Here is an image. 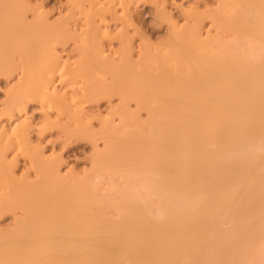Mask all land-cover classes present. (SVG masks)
<instances>
[{"label":"bare ground","instance_id":"bare-ground-1","mask_svg":"<svg viewBox=\"0 0 264 264\" xmlns=\"http://www.w3.org/2000/svg\"><path fill=\"white\" fill-rule=\"evenodd\" d=\"M29 1L0 0V75L21 73L1 129L0 218L11 214L14 223L0 227V264H264L255 233L247 235L255 252L248 239L240 254L236 247L243 223L264 214V152L249 151L264 148V0H219L181 28L163 7L166 44L138 53L125 37L109 52L102 23L133 0H70L56 22ZM72 21L85 27L79 41ZM74 39L75 68L57 50ZM58 73L57 82L80 84L92 100L120 103L96 129L57 91ZM31 100L67 142L92 143L89 171L65 174L63 160L30 148L28 173L18 175L8 144L34 129L28 113L12 118ZM54 108L75 126L54 122Z\"/></svg>","mask_w":264,"mask_h":264},{"label":"rangeland","instance_id":"rangeland-1","mask_svg":"<svg viewBox=\"0 0 264 264\" xmlns=\"http://www.w3.org/2000/svg\"><path fill=\"white\" fill-rule=\"evenodd\" d=\"M31 1H33V2H31ZM133 1L131 2L132 4H131V8H130L129 12L124 11L122 9V6L118 5L117 6V9H118L117 13H119V14L116 13V16H114V17H113V15L112 16L107 15V18H105L106 21L102 22L103 25L104 24L109 25V26H103L101 24L104 27V30L107 27L109 28V29L108 28L106 29V31H105L106 35L104 36L105 45H107L106 49L108 48V51L110 50L111 52H113V51L119 52L121 50V43H120V39H119L121 37H125L128 39L130 38L129 40H132L133 45H135L134 46L135 47L134 52H137V51L139 52L141 47H149L150 46L152 48L153 47L154 48H159V47L162 48V46H164L166 44V41H167L169 34H170V23L166 19L165 15L162 12L163 7L167 8L170 15L173 17V20L176 19L174 21L176 24L180 23L178 25V27L181 28L187 24V18L189 17V15H193V14L208 15V13H210L211 11L217 10L218 6H219V0H155V1L154 0H135L134 2ZM29 2H31V4H34V5L35 4L40 5V6L42 5L43 9H46L45 11L48 12L50 18L52 19L51 20L52 22L53 21L56 22V20L59 21V19L62 16L66 15L65 11L68 13L67 10L70 7V3H71L70 0H30ZM188 2L192 3L191 5H193L195 7V8L193 7L194 9L192 7L189 9L190 14L187 11V9L189 8V4H190ZM171 4H172V6H171ZM34 5H32V6H34ZM172 14H174V16ZM29 16H32V12L29 13ZM29 19H32V17ZM116 19H118V20H116ZM177 20H178V22H177ZM72 23H71V25H72L73 29L74 30L77 29V31L79 30L78 31L79 34H78V32H76L78 35H80L77 38L78 41L80 39H83L82 35H84L85 27L82 28V26H80L81 23H83V22H80L79 25H77V23L74 21H72ZM73 25H75V26H73ZM205 29H206L205 31L211 30L212 32H214L212 34H215V31H213L214 28L209 23V20H206ZM129 33H130V36H129ZM103 34H105V33H103ZM118 35H119V37H118ZM80 37H82V38H80ZM79 44L80 43H77L76 39L70 40L69 42L64 43V44L63 43L58 44L57 50H58V52H60V55H62V57H63V59H61L60 62H63V64H64L65 62L68 61V62L72 63V65L75 64L72 66L73 68H75L76 62L79 61L78 49H77V46ZM136 49H137V51H135ZM137 53H135V54L137 55ZM20 61H21V59L19 60V58L14 60V62H16V63H20ZM19 72L20 71H18V70H14L13 72L9 73L10 75L9 74H1L0 75V139L1 140H2V130H1L2 124L6 123V125H8L7 120L9 119V115H8L9 112H7V110H8L7 105H9V102L11 100V94L13 92V88L17 87L18 84L20 83V78H21L20 74L21 73L19 74ZM59 73L56 74L55 76H53V81H55L57 83L55 85L59 84L58 87H60V88H58L56 86L58 89V90L57 89L56 90L59 92V89H60V92L63 94V95L61 94V96H65L68 98L69 103L71 105L70 106L71 110H73L72 113L74 112V114H75L76 113L75 110H77V111L81 110L83 112L84 116H86L84 118H86V119L88 118L87 122L90 123V121H91L90 124H92L93 126L94 125L96 126V127L94 126V128H96V129L99 128L100 121L102 119H105L106 117L109 118L110 113L113 111L112 107L115 106L116 104L120 103V102H118L119 101L118 97L117 98L114 97L112 99H103V100L101 99L99 101L92 100L89 97L90 95L88 96V94H85L83 92L84 90H82V89L79 90V88H82L79 86L80 84L77 85L78 89H76L77 87L72 88V87H75L76 85L75 86L73 85L71 87H70V85H67V87H66L62 81H60V83L57 82L59 77L56 78V76H59ZM54 77L56 79H54ZM63 86H65L66 88H64ZM10 89L12 90V92ZM75 89H76V91H75ZM9 92H10V94H9ZM81 94H82V96H81ZM79 99L82 101L85 100L83 102L81 101L82 105L84 104L83 107H82V105H80L81 102ZM70 101H72V102H70ZM39 102L40 101H35V100L32 101L31 100L26 104L27 108H25V111L19 112L18 110H16L17 113L16 112L13 113L14 116L12 119H14L13 121L18 120L17 122H21L24 118V117L22 118V116H24L26 113H28L27 116L30 117L31 121L33 122L32 130L34 129L33 130L34 132L32 131V133L30 134V139L28 141H16L15 140L13 142V144H8L9 145L8 146V152H9L8 156L10 157V158L8 157V160L13 159V160H11V162L14 161L17 164V169L18 170L21 169L19 172L17 170V172L19 173L18 175L28 173L29 167H27V166H29V161H28L24 151H26L27 149L29 150L30 148H33V149L36 148V149H39L43 152L45 151L44 154H46L48 157H51V158L54 157V158H58L60 160H63L62 161V163H63L62 169L63 170L65 169L63 172L65 174L70 173V172L85 173V171L86 172L89 171L91 168V165H92V157H93V153H94V146L92 145V143H90L88 140H86L84 138H74V139H71L67 142L66 141L67 138L63 136L64 134L62 133V131L60 129L55 128V127L53 128V127H51V125L48 124V122L46 120L45 113H44V109L42 108L43 103L42 102L39 103ZM116 106H118V105H116ZM132 109L135 110L134 104H133ZM56 110H57L56 108H54L52 110V114L54 113L53 117H55V118H53L54 122H58V123L60 122L61 125L63 123H64L63 125H70V123H73L70 126H73V127L75 126L76 121L70 120L68 118V116H66L67 114H65L64 112H61L60 115H59V113H57L58 114V116H57L56 112L58 110L57 111ZM85 114H87V115H85ZM141 116H142L141 118H143V120H144L146 118L145 112L142 113ZM116 117H117V120H119L118 116H116ZM57 118H58V120H57ZM75 119H78V118L76 117ZM115 120H116V118H115ZM13 121H11V123L9 121L10 125H14V124H12ZM10 125L8 127H10ZM11 127L9 129H11ZM14 148L15 149L20 148V150L15 151ZM17 152H20L19 155ZM16 154H17V156H16ZM12 155H14V156H12ZM55 156H57V157H55ZM254 221L257 222V225ZM263 222H264V214H259V215H256L255 218H252V220H248L247 222L243 223V227H241V231L243 232V234H241V236L239 237V239H240V241L238 240L239 245L237 244V246H236L239 254H240V252H242L241 246L244 247V245H245L244 243L246 242L247 239L248 240L246 243L248 244V249H249L248 252L249 253L255 252V249L253 246L254 240L250 239V236L252 237V235L255 233L256 236H258V237H260V239L264 240V223ZM12 223H14V217L11 214L6 215L2 219L0 218V227H9L10 225H12ZM248 224L251 227L249 229H248V226H249ZM244 225H246V226H244ZM224 226H223V229L225 230V232H228L232 228V224L226 223V224H224ZM252 227H254V228H252ZM255 228H256V230H255ZM245 229H246V231H245ZM247 235H250V236H247ZM243 241H244V243H242ZM225 264H227V263H225Z\"/></svg>","mask_w":264,"mask_h":264},{"label":"clouds","instance_id":"clouds-1","mask_svg":"<svg viewBox=\"0 0 264 264\" xmlns=\"http://www.w3.org/2000/svg\"><path fill=\"white\" fill-rule=\"evenodd\" d=\"M249 151L264 152V148L256 147L255 149H250ZM246 155H247V153H235V154H233V159L243 160ZM155 219L162 220V219H164V216H163V214L158 213L155 216Z\"/></svg>","mask_w":264,"mask_h":264}]
</instances>
